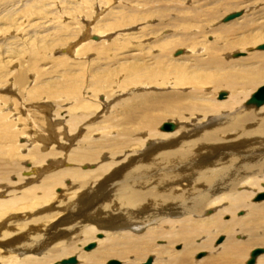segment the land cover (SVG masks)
Listing matches in <instances>:
<instances>
[{
    "label": "bare ground",
    "instance_id": "obj_1",
    "mask_svg": "<svg viewBox=\"0 0 264 264\" xmlns=\"http://www.w3.org/2000/svg\"><path fill=\"white\" fill-rule=\"evenodd\" d=\"M126 1L137 8L131 15H120L121 28L158 18L165 20L159 23L163 30L172 26L167 17L176 12L177 25L172 27L197 31L180 39H175L177 33L161 36L162 42L149 48L158 52L154 57L147 59L141 47L144 55L111 73L124 78L127 86L121 90L147 88L143 93L118 103L109 97L99 102L94 95L95 101L89 103L75 81L56 90V98L77 99L66 120L68 143L87 129V136L69 153H64L68 147L62 145L48 149L50 139L43 147L39 141L34 143L46 118L34 104L22 107L29 127L10 118L14 109L21 111L16 107L21 103L0 116V264H60L70 257L76 259L74 264L112 260L143 264L149 257L151 264H245L255 249L262 252L254 263L264 264V200L254 201L264 192V104L246 105L256 88L264 85V50H247L242 58L241 53L231 55L264 42V22L257 23L262 16H256L257 11L223 21L226 13L255 10L256 3L264 4V0H199L194 3H204L189 8L186 15L182 4L187 0ZM127 19L136 20L129 24ZM111 23L105 24L106 31L95 27L93 32L100 37L114 31ZM142 35L146 38L150 33ZM211 36L216 38L213 42ZM86 38L76 54L86 55L87 48L93 47ZM181 47L183 55L171 58ZM188 53L193 57H187ZM107 77L103 74L93 81L92 94L100 92L99 81ZM24 84L22 77L17 85ZM149 87L171 90L151 92ZM38 89L29 93V100L38 98L33 94ZM220 90L227 91V96L219 98ZM39 93L44 94V89ZM4 97L7 104L14 103ZM103 111V121L88 126ZM165 123L172 124L173 130L162 131ZM25 136L30 143L25 138L17 146L15 141ZM27 145L32 148L25 159L32 165L24 170L18 161L24 157L18 154ZM106 154L110 162H102ZM63 162L68 166H62ZM75 164L87 169L81 171L82 166ZM91 166L93 171L88 169ZM12 173L17 175L14 183L9 182ZM34 175L45 177L23 187ZM63 187V194L60 190L57 195L56 190ZM224 202L227 206L219 211ZM240 211L244 215L239 216ZM90 242L96 246L85 251ZM175 245L180 249H174ZM200 252L204 254L197 259Z\"/></svg>",
    "mask_w": 264,
    "mask_h": 264
},
{
    "label": "rangeland",
    "instance_id": "obj_2",
    "mask_svg": "<svg viewBox=\"0 0 264 264\" xmlns=\"http://www.w3.org/2000/svg\"><path fill=\"white\" fill-rule=\"evenodd\" d=\"M102 1L103 0H0V116L8 115V113L12 111L14 105L17 103H21L20 105L16 106L21 111L22 107L24 108L25 105V107H30V104H34L31 106L39 107V110L44 113L46 118L44 119L45 123L43 124L44 126H42V130L37 132V137L34 140V143H36V141H39L38 145H42L44 142L48 143V141L52 140V142H50L51 146L47 147L48 149L56 147L58 145H62L63 147H68L65 148L66 150H64V153H69L70 151L77 148V141L87 136V129H84V131H79L80 135L78 134L79 132H77V139L74 138V135H70L69 137L73 136L72 139H75V141L73 142L74 144L68 143L67 139L69 138L67 137L69 131L67 128L66 120L69 119V109L74 105L75 102H77V99L72 98V100L74 101H66L65 98H56L53 93H55L56 90H58L60 87L71 85L73 81H75L74 83L77 82L76 84L80 86L82 98L87 99L85 101H88L89 103H92L91 100H94L97 96H99V102H103L104 100H106V98L109 97L111 100H115V102L118 103V101L127 99L131 94L143 93L147 88L144 89L143 87H130L128 89L126 88V90H121V86H127V84L123 81L124 78L112 77L111 73L113 71H116L117 68L123 64L134 62V60H132L133 57H140V55L144 54L147 55V59L154 57L158 52H150L149 48L154 44H158V41L162 42L163 37L161 36L170 37L171 35L177 33L175 39H180L184 35V33L188 35L190 32L197 31L193 30L194 27H191L193 28V31L188 32H186V28L185 32H183L182 29L180 30L181 27L179 29H175L174 27L175 25H177L176 17L178 16V13L176 12L170 14L167 17L170 24L174 27L171 26L169 28L161 30L159 23L165 22V20L154 18L147 22L142 19L140 22L134 23L130 27L121 28L120 15L122 13L131 15L133 13L132 9L136 10L135 8H137L134 5L135 3L132 1L125 2V0H112L113 2L111 1V3L109 4H102ZM198 1L199 0H187L185 4H182V6L185 8L184 14L188 12L189 8L193 6H195L196 8L198 4L204 3L202 1L196 4L194 3ZM218 2L219 1H217V3ZM250 2L254 1L250 0ZM155 6H157V4ZM255 6H257L255 10L251 9L252 11L249 10L248 12L244 10L231 11L229 13H226L224 17L235 13H238V17H240L245 16V13L253 14L255 11L258 12L256 16H263L264 10L262 8L264 7V4L256 3ZM105 16L106 21L103 22V20H105L103 19ZM262 16H260L261 18L257 23L263 24L262 22H264V19L262 18L264 17ZM114 17H116L114 19L116 21L111 23L110 21ZM140 18L143 17L141 16ZM136 19H127V21L129 22V24H132ZM107 23H111L113 25L112 28H115L114 31H108L109 33L100 37L97 36V34L95 35V33L93 32L95 27L98 31L103 32L108 29V25H105ZM191 25H196L198 27L200 26L194 23H192ZM156 27L157 30H155ZM145 32L148 34L150 33L149 37H143L142 34ZM141 35L142 38L136 39ZM86 36L88 38H86ZM84 38H86L85 40L88 39L93 41L94 45L93 47L87 48L86 55L76 54V50L79 48L77 46L81 45ZM128 39L135 40L129 43L128 41H125ZM214 39L216 38H214V36H211L209 41L213 42ZM126 43H129V46H124ZM263 44L264 42L254 46L246 47V49L244 50H234L231 55L241 53L239 54L240 56L238 55L239 57H247L245 56L246 54H248L247 50H254L256 47ZM141 47L142 49H144V54L143 52H140ZM38 49L40 50L37 51ZM106 49L107 51H109L107 52L108 55L102 54L101 51H105ZM184 49V47L176 49V51L173 52L172 57L171 55L170 57L176 59L182 56ZM243 52H246V54H244ZM200 54V56H205V54L203 55V53ZM186 56L190 57L191 54L188 53ZM103 74H108V77L103 82L102 79H100L99 85L102 84V87L98 89L100 92L92 94V91H94V87L96 88V86H93L95 80L98 78V76ZM22 77L24 78L25 84L21 87L17 85V83H20ZM37 88H39L38 91L33 92V94L39 95L38 98L29 100V93L32 90H37ZM258 88H256V90ZM42 89H44V94L39 93ZM149 90L151 92L170 91L171 88L166 87L159 90L158 88L153 87V89H151L149 87ZM186 90L188 91V89ZM220 91H222V93H225L227 96V91ZM253 91H251L250 93H252ZM91 94L93 96H91ZM5 95L11 97L14 103L7 104L5 102L6 99H4ZM65 95V93L62 94L63 97H65ZM94 95L96 97H94ZM7 105L10 106V108H7ZM90 110L92 111V108H90ZM21 111H16L14 109V113H11L12 115H10V118L11 120H18L20 121V124L29 127V125L25 122V120H27L29 116L25 114V112L23 113V111ZM104 112L105 111L97 112V117L95 116L94 119H92L89 123L87 122L88 126H97V123L102 122L105 116ZM23 114L26 116V118H24ZM5 120H7V118ZM83 128H85V126H83ZM29 131L30 130L27 131V134L31 135L32 132ZM145 136L146 135H143V138ZM25 138L27 142V136L20 139L18 138L15 141L16 143L17 141L19 142L17 143V146L19 144L23 145L25 142ZM29 141L27 142V144L30 143ZM31 148L32 146L29 147L27 145L26 148L20 150L18 154L19 157L22 155V157H24L22 159L19 158L18 160L19 162H21V165L19 164L20 167H25L23 168L24 170L31 168L32 165L27 158L25 159V154ZM131 151H133V149L128 150L127 153L130 155ZM109 157V154H106V156L104 155L103 158H105L106 160L102 162H110L111 159ZM103 158H100L99 160H103ZM50 162L51 160L46 163V168L48 169L50 168ZM64 165L66 164L63 162L62 166ZM74 166L76 168H80L82 165L75 164ZM85 167L87 166H82L81 171L83 170V168L87 169ZM37 169H41V167ZM88 169L93 171L95 169V166L88 167ZM14 174L12 173V175L9 176L10 183L16 182L17 175ZM36 176L37 175L32 176V180H28L31 179L28 178L26 181H24L27 184L24 183L25 185L23 184V187L30 186V183H38L40 182L39 180H41V178L45 177L42 176L38 179L36 178ZM66 183H68V181H66ZM9 188V192L13 191V187ZM64 189L66 188L63 187L57 189L56 194L59 195L61 191L63 194ZM226 206L227 203L224 202L217 208L219 210L223 207L225 208ZM238 215L242 216L244 214L240 211ZM97 237L99 238V235H97ZM220 238L216 240V243ZM157 244L163 245L164 241H159ZM180 247L181 246L179 245H175L174 249H180ZM202 254L204 253L200 252L195 256L198 259L199 257L203 256ZM121 264L123 263L121 262Z\"/></svg>",
    "mask_w": 264,
    "mask_h": 264
},
{
    "label": "water",
    "instance_id": "obj_3",
    "mask_svg": "<svg viewBox=\"0 0 264 264\" xmlns=\"http://www.w3.org/2000/svg\"><path fill=\"white\" fill-rule=\"evenodd\" d=\"M237 16H239L237 13L236 14H230L227 17L224 18V22H228L234 18H236ZM257 50H264V44L263 45H259L257 48ZM223 96H225V93H220L219 94V98H222ZM264 104V85H262L261 87H259L251 96L250 98L246 101V105H252V106H262ZM174 126L172 124L169 123H165L164 125H162L161 130L162 131H171L173 130ZM264 200V192L259 193L255 196L254 201L259 202ZM223 240V238H220L217 243H220ZM96 245L94 243H90L88 244L86 247H84L85 251H90L91 249H93ZM262 252V250L260 249H255L252 251L250 259L248 261L247 264H253L254 263V259L257 255H259ZM76 263V259L74 257H70L67 260H62L60 262V264H74ZM152 263V259L151 257H149L143 264H151ZM108 264H119L117 261H110Z\"/></svg>",
    "mask_w": 264,
    "mask_h": 264
}]
</instances>
